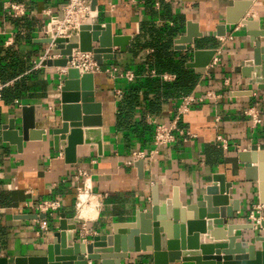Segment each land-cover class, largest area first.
Wrapping results in <instances>:
<instances>
[{"label": "crops", "instance_id": "crops-1", "mask_svg": "<svg viewBox=\"0 0 264 264\" xmlns=\"http://www.w3.org/2000/svg\"><path fill=\"white\" fill-rule=\"evenodd\" d=\"M66 1L0 0V71L7 77L6 81L0 79L6 83L0 99V126L11 117L19 118L25 106H40L42 117L54 119L63 75L60 68H56L57 75L41 66L35 68L50 50L49 44L36 41L45 37L49 15L58 16ZM88 1L91 5L92 0ZM233 1L95 0L89 22L108 24L112 35L129 37L125 51L112 46L113 58L104 60L93 73L94 103L99 106V114L88 116L99 118L100 126L88 129L99 132L90 142L76 146L74 163L66 162L64 144L54 152L47 142L32 140L24 142L18 151L0 135V257L44 254L61 215L69 224L76 220L83 243L107 234L114 224L132 222L136 213L148 211L155 186L159 199L171 197L176 189L182 205L194 203L215 174L231 183L230 196L240 203L237 218L228 223L251 222V212L264 218L257 182L245 180L244 167L237 160V151L253 146L264 150V88L249 84L240 72L241 63L252 56L251 40L264 33V0H253L243 15L258 27L247 31L237 24L229 26L224 37H213ZM9 3L20 4L23 15L6 13ZM187 21L198 25L202 37L194 39L186 50H178L174 41L184 34ZM257 39L264 45V35ZM196 49L215 50L201 74L186 67ZM171 65L196 76L188 93H166L169 85L178 81V75L169 70ZM113 69L117 73L131 72L132 81L117 73L111 75ZM163 75L169 77L164 79ZM237 91L251 94L235 95ZM207 93L215 97L207 98ZM190 94L203 100L181 117L180 125L194 137L185 141L177 138L161 148L152 162L143 161L141 172L135 162L127 164L132 151L152 149L151 121L168 123L180 97ZM250 108L260 119L255 125L247 114ZM217 136L224 140L226 149ZM98 137L99 148L93 142ZM259 151L251 161L258 180L264 177V152ZM79 170L88 173L87 186L93 196L86 194L89 207L83 215L75 204L74 176ZM45 199H59L61 207L45 219H24V215H40L25 208V202ZM234 234L240 241L253 243L252 230ZM259 234L264 235V230ZM87 264L98 262L88 260ZM120 264H151V259L146 253H128Z\"/></svg>", "mask_w": 264, "mask_h": 264}, {"label": "water", "instance_id": "water-1", "mask_svg": "<svg viewBox=\"0 0 264 264\" xmlns=\"http://www.w3.org/2000/svg\"><path fill=\"white\" fill-rule=\"evenodd\" d=\"M253 0H234L225 9L223 23L218 24L213 37H224L229 26L241 24L247 31L258 27L252 20L243 18ZM91 1L90 8L94 7ZM62 7V5H61ZM61 7L58 18L62 19ZM254 36L252 56L241 63V76L249 84H258L264 88V45ZM198 25L192 21L185 23L184 34L175 39V48L186 50L194 39L201 38ZM128 36L112 35L108 24L86 23L78 28L76 43H69L66 38L52 39L50 36L38 39L37 43L53 44L54 51L60 57L43 59L40 66L51 75H57L56 68L67 66L73 49L92 54L97 66L113 58L111 47L117 46L124 52ZM215 54L214 49H196L186 67L201 74ZM93 74L79 73L76 68H67L57 90V110L50 121L42 117L41 107H22L20 116L11 117L0 126V135L4 142L15 145L18 151L27 141L39 140L51 145L54 152H63L67 163L75 162L77 145L90 142L98 130L88 129L100 126L99 118L88 115L99 114V106L94 103ZM250 91H237L235 95H250ZM50 119V118H49ZM93 122V123H92ZM97 122V123H95ZM42 124V127L37 125ZM95 137V135H94ZM98 145L101 139L93 141ZM255 146L249 150L237 151V160L244 167V178L248 182H257L258 200L264 205V177L258 180L252 167ZM264 152V150L259 151ZM253 160V162H251ZM139 172L143 161H135ZM231 183H226L223 175L215 174L211 182L203 189L201 198L194 203L182 205L177 190L173 189L171 197L159 199L157 186L153 188L151 207L148 211L135 214L134 221L116 223L107 234L95 235L87 243L80 240L76 220L69 224L64 215L58 220L52 241L46 244L44 254L30 257H0V264H120L128 253H146L151 264H264V218L259 223H236L240 203L230 196ZM45 219L44 214L24 215V219ZM225 228H224V227ZM252 230L253 243L240 241L236 231ZM254 243H258V248ZM220 254H223L222 256ZM232 254H236L232 256Z\"/></svg>", "mask_w": 264, "mask_h": 264}, {"label": "built area", "instance_id": "built-area-1", "mask_svg": "<svg viewBox=\"0 0 264 264\" xmlns=\"http://www.w3.org/2000/svg\"><path fill=\"white\" fill-rule=\"evenodd\" d=\"M62 19L58 16L49 15V19L44 27V36H50L52 39L55 38H66L69 43H76L78 39V28L82 24L90 23L89 19L91 16V8L88 0H67L61 7ZM6 13L13 17L23 15V7L20 4L9 3ZM244 18V17H243ZM240 24V23H239ZM237 25V24H236ZM241 25V24H240ZM60 55L58 52L54 53V45H50V50L45 52L44 56L40 58L35 68L40 67V62L43 59H56ZM76 68L79 73H90L93 74L98 71L99 67L93 60L92 54L88 52H79L76 49L72 50L71 60L67 62V66L60 68V73L65 75L67 68ZM117 73L116 69H113L110 74ZM118 76L124 77L128 81H132L133 74L131 72L117 73ZM168 75H163L164 79H167ZM6 86V83L0 81V99L2 89ZM207 98H214L212 93L205 95ZM203 98L195 97L192 94L180 97L175 115L168 121V123H162L157 121H151L153 124V135H152V149L149 151L134 150L131 152V158L127 161V164L131 165L137 160H148L152 162L154 156L159 153V150L173 143L177 138H181L183 141L186 139L193 138L194 135L184 127L180 125V120L183 115L190 111L193 106L199 102H202ZM247 114L251 117L253 124L260 122L257 117L256 110L250 108ZM216 140L220 143L223 149H226V143L220 136L216 137ZM74 181L76 183V209H77V198L80 193H85L91 197L92 193L87 186L88 173L79 170L75 173ZM24 207L33 210L37 214L52 215L53 212L57 211L61 207V201L59 199H45L41 201H30L25 202ZM260 209V208H258ZM250 221L253 224L259 223L260 218L251 212L249 215Z\"/></svg>", "mask_w": 264, "mask_h": 264}, {"label": "trees", "instance_id": "trees-1", "mask_svg": "<svg viewBox=\"0 0 264 264\" xmlns=\"http://www.w3.org/2000/svg\"><path fill=\"white\" fill-rule=\"evenodd\" d=\"M163 46L167 47L168 43H165ZM169 70L178 75V81L169 85L168 90H166V93L168 94H171V92H181L184 94L188 93L197 79L196 76L190 74L187 71L183 73L180 69H178V67H174L172 65L171 67H169ZM0 79L2 81H6L7 79V77L3 75V72L1 71H0Z\"/></svg>", "mask_w": 264, "mask_h": 264}, {"label": "bare ground", "instance_id": "bare-ground-1", "mask_svg": "<svg viewBox=\"0 0 264 264\" xmlns=\"http://www.w3.org/2000/svg\"><path fill=\"white\" fill-rule=\"evenodd\" d=\"M87 199H88V197L85 193L79 194V196L77 198V205L79 208L80 215H83L84 211L87 209V207H89ZM91 207H93V204L91 205ZM86 212H87V210H86Z\"/></svg>", "mask_w": 264, "mask_h": 264}]
</instances>
